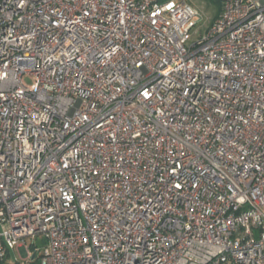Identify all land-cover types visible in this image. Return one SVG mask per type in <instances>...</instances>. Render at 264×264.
I'll return each instance as SVG.
<instances>
[{
  "label": "built area",
  "instance_id": "built-area-1",
  "mask_svg": "<svg viewBox=\"0 0 264 264\" xmlns=\"http://www.w3.org/2000/svg\"><path fill=\"white\" fill-rule=\"evenodd\" d=\"M201 21L0 0V264H264V0Z\"/></svg>",
  "mask_w": 264,
  "mask_h": 264
},
{
  "label": "rangeland",
  "instance_id": "rangeland-1",
  "mask_svg": "<svg viewBox=\"0 0 264 264\" xmlns=\"http://www.w3.org/2000/svg\"><path fill=\"white\" fill-rule=\"evenodd\" d=\"M187 1L191 3L193 6H195L199 10L202 16V21L198 23L196 27V32L194 33L192 38L193 40H196L200 38L202 35L206 34L212 21L218 14V8L216 7L215 4L208 3L205 0H187ZM25 242L32 253L35 251L36 247L39 250H41L46 244V241L41 236H38L36 239L27 237L25 239ZM17 259L20 260L21 262L25 261L24 251L19 249L10 250L9 256L6 261L13 264L16 262Z\"/></svg>",
  "mask_w": 264,
  "mask_h": 264
},
{
  "label": "trees",
  "instance_id": "trees-1",
  "mask_svg": "<svg viewBox=\"0 0 264 264\" xmlns=\"http://www.w3.org/2000/svg\"><path fill=\"white\" fill-rule=\"evenodd\" d=\"M205 1L208 2V3H211V4H215L216 7L218 8V14L214 18V19H216L218 17V15L220 14L221 10H222L223 0H205Z\"/></svg>",
  "mask_w": 264,
  "mask_h": 264
}]
</instances>
